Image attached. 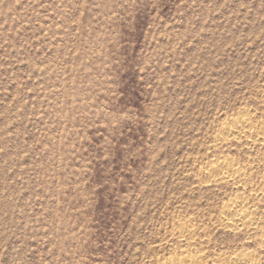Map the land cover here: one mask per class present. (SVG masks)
I'll return each mask as SVG.
<instances>
[{
	"label": "rangeland",
	"instance_id": "374dc122",
	"mask_svg": "<svg viewBox=\"0 0 264 264\" xmlns=\"http://www.w3.org/2000/svg\"><path fill=\"white\" fill-rule=\"evenodd\" d=\"M263 99L264 0H0V264H264L220 217L264 221V149L214 143ZM220 156L251 179L207 180Z\"/></svg>",
	"mask_w": 264,
	"mask_h": 264
},
{
	"label": "bare ground",
	"instance_id": "6f19581e",
	"mask_svg": "<svg viewBox=\"0 0 264 264\" xmlns=\"http://www.w3.org/2000/svg\"><path fill=\"white\" fill-rule=\"evenodd\" d=\"M263 103H264V99H263ZM247 114L249 113L247 112ZM248 117L244 118L243 116L241 117V120H239L238 122L235 123L234 121V124L223 126L221 130L218 132V134L215 136L214 143L216 145L224 144L228 142L238 143L244 140L245 145L253 146V144L255 145L258 144L260 147L264 149V131L255 132L256 122H254L253 119H252L253 121L248 119ZM259 128L264 130V125H260ZM263 161H264V156H263ZM245 168L246 167L239 165L234 160H229L225 157L222 158L220 156L216 162H214L211 165L209 164L208 167L205 168L201 173L207 178V180H211L212 182H214V184L245 185L247 180L251 179L253 173L252 172L253 169L251 167L249 168L247 167L248 169ZM262 187L264 189V179H263ZM262 196L263 194H259L258 197H262ZM255 198L248 199L241 196L236 197L235 199L231 200L229 203H227V205L223 207V209L220 212V217L221 220H223L226 223L225 225L226 228L230 230L244 231L246 234L249 235H256V236L259 235L261 238L260 245L261 247H263L264 221L258 218L257 213L250 210V205L251 203L254 202ZM173 230H174L173 232L177 235L176 238L177 237L181 239L183 238L182 240H180L182 242L190 243V241L193 239L194 231L190 229V227L187 225L179 224ZM256 258L257 257L255 253L251 254V253L242 252L240 255H238L233 260L228 262V264H258ZM217 261L218 260H215L212 264H217ZM162 264H206V263L200 256H197L195 253H192L188 249H183L177 255H173L167 258Z\"/></svg>",
	"mask_w": 264,
	"mask_h": 264
}]
</instances>
